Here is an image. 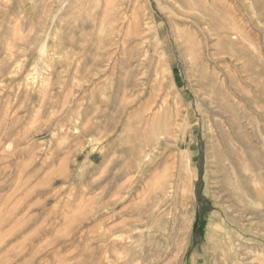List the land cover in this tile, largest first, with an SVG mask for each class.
<instances>
[{
	"label": "rangeland",
	"instance_id": "obj_1",
	"mask_svg": "<svg viewBox=\"0 0 264 264\" xmlns=\"http://www.w3.org/2000/svg\"><path fill=\"white\" fill-rule=\"evenodd\" d=\"M189 1L0 0V264H264V0Z\"/></svg>",
	"mask_w": 264,
	"mask_h": 264
},
{
	"label": "bare ground",
	"instance_id": "obj_2",
	"mask_svg": "<svg viewBox=\"0 0 264 264\" xmlns=\"http://www.w3.org/2000/svg\"><path fill=\"white\" fill-rule=\"evenodd\" d=\"M148 1H149V0H148ZM179 1H180V0H179ZM190 1H192V0H190ZM190 1H189V2H190ZM110 2H111V1H110ZM136 2H137V0H136ZM117 4H118V3H117ZM135 4H136V3H135ZM138 4H139V3H138ZM142 6H143V5H142ZM117 7L119 8V6H117ZM136 7H137V6H136ZM146 7H147V6H146ZM146 7H145V8H146ZM149 7H150V6H149ZM188 7H189V6H188ZM29 8H30V7H29ZM128 8H129V7H128ZM132 8H133V7H132ZM190 8H191V7H190ZM120 9H121V8H120ZM134 9H135V8H134ZM188 9H189V8H188ZM118 10H119V9H118ZM193 11H194V10H193ZM126 12H127V11H126ZM146 12H147V11H146ZM174 12H175V11H174ZM189 12H190V11H189ZM99 13H100V12H99ZM144 13H145V12H144ZM192 13H193V12H192ZM192 13H190V14H192ZM197 13H198V12H197ZM135 14H137V12H136ZM132 15H133V14H132ZM137 15H138V14H137ZM144 15H145V14H144ZM125 16H126V15H125ZM130 16H131V15H130ZM133 16H135V15H133ZM140 16H142V14H141ZM192 16H193V15H191V17H192ZM201 16H202V15H201ZM135 17H136V16H135ZM138 17H139V15H138ZM138 17H137V18H138ZM122 18H123V17H122ZM122 18H118V19H122ZM124 18H125V17H124ZM137 18H136V19H137ZM141 18H142V17H141ZM143 18H144V16H143ZM200 18H201V17H200ZM44 19H45V18H44ZM144 20H145V19H144ZM131 21H132V19H131ZM142 21H143V20H142ZM134 22H135V21L133 20V23H134ZM138 22H141V19H140V21H138ZM143 22H144V21H143ZM172 22H173V21H172ZM129 23H130V22H129ZM133 23L131 22V25H132ZM136 23H137V22H136ZM100 24H101V23H100ZM134 25H135V24H134ZM134 25H133L132 27H136V26H134ZM144 25H145V24H144ZM129 27H130V26H129ZM137 27H138V26H137ZM143 27H144V26H143ZM143 27L141 26V28H143ZM140 31H142V30H140ZM136 32H137V30H136ZM123 33H124V32H123ZM137 33H138V32H137ZM141 34H142V33H141ZM139 35H140V34H139ZM139 35H138V37H139ZM136 36H137V35H136ZM143 39H145V38L143 37ZM157 98H158V97H157ZM153 106H154V105H153ZM149 112H150V111H149ZM207 119H208V118H207ZM159 136H160V135H159ZM159 136H158V137H159ZM166 137H167V136H166ZM163 139H164V137H163ZM161 140H162V139H161ZM161 140H160V141H161ZM157 141H158V140H157ZM162 141H163V140H162ZM162 141H161V142H162ZM159 144H160V143H159ZM156 147H157V145H156ZM148 162H149V161H148ZM173 163L175 164V162H173ZM174 164H173V165H174ZM167 166H168V164H167ZM174 171H175V170H174ZM174 173H175V172H174ZM174 173H173V174H174ZM190 173H191V172H190ZM174 177H175V176H174ZM168 180H169V179H168ZM168 180H167V181H168ZM175 180H176V178H175ZM175 180H174V178H173V181H175ZM165 184H168V183H165ZM174 184H176V183L174 182ZM162 185L164 186V184H162ZM162 185H161V186H162ZM169 186H171V185L169 184ZM173 186H174V185H173ZM174 187H175V186H174ZM181 187H182V186H181ZM177 188H179V187H177ZM158 189H159V188H158ZM160 189H162V188L160 187ZM168 190H169V189H168ZM168 190H167V191H168ZM169 191H170V190H169ZM165 192H166V191H165ZM162 193H164V192L161 191V194H162ZM180 193H181V192H180ZM166 194H167V193H166ZM171 197H172V196H171ZM171 197H170V198H171ZM167 198H168V197H167ZM171 199L174 200L173 198H171ZM168 200H169V199H168ZM166 211H167V210H166ZM166 213H167V212H166ZM168 222H169V221H168ZM215 225H216V228H218V229H223L220 225H217V224H215ZM212 226H213V225H212ZM224 227H225V226H224ZM249 229H250V228H249ZM218 235H219V234H218ZM220 235H221V234H220ZM221 236H222V235H221ZM239 240H240V239H239ZM218 243H219V242H218ZM233 245H234V244H233ZM237 245H238V246H236V245L233 246V248H232V249H233V250H232L233 252H234V250L236 251V248L239 250L240 247L242 246V245L240 246L239 244H237ZM238 253H239V251L234 252V256H235L236 259L239 257ZM238 260H239V259H238Z\"/></svg>",
	"mask_w": 264,
	"mask_h": 264
}]
</instances>
